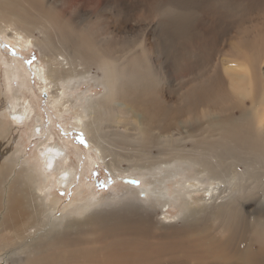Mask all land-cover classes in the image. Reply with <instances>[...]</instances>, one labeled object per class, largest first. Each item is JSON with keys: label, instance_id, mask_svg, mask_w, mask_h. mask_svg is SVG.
I'll list each match as a JSON object with an SVG mask.
<instances>
[{"label": "bare ground", "instance_id": "6f19581e", "mask_svg": "<svg viewBox=\"0 0 264 264\" xmlns=\"http://www.w3.org/2000/svg\"><path fill=\"white\" fill-rule=\"evenodd\" d=\"M25 1L30 9L24 4V0H0V31L7 29L11 38L23 40V44H14L21 50L31 45L42 47L44 64L40 60L33 68L44 88L52 95L53 104L61 107L63 103L58 95L59 83L70 82L62 78V74H56L61 72L76 77L78 66L73 58H67V62L64 58L58 59L60 55L57 54V48L61 44H58L57 38L51 32L57 26V21L50 12L52 7L45 0H40L41 4L35 0ZM233 1L235 0H196L183 10H177L171 3L161 5L158 14L165 37L175 45L178 40L190 45L194 36L204 37L205 15L212 12L210 17L214 19L217 13L214 10L218 6L230 8L232 3L236 5ZM21 8L23 12L20 11ZM37 11L40 16H37ZM190 14L193 16V33L186 29ZM40 27L45 28L48 34L40 39H33L36 30L42 33ZM241 39L242 37L239 40ZM93 44L96 52L102 51L106 59H109L104 50L108 46L106 41L103 46L98 45L96 40ZM130 48H122L124 58L129 55ZM259 51L263 54V59L257 65L260 60ZM1 53L0 59L7 76L5 90L0 86V215H4L0 232L11 235L18 245L23 244V249L15 253L14 258L17 261L14 264H48L44 261L47 248L65 241L71 244L76 235L82 236L80 245L83 248L77 254L66 255L56 264H264V222L260 220L259 212L247 211L243 207L237 212L233 209V204L240 195L243 198L244 193H248L253 201H258L264 207V196L260 200L256 199L259 193L264 192V175L260 171V166L264 167V160L261 158L264 155V145L262 147L257 140L253 128H246L244 124L247 122L250 127L258 124L264 128V108L257 112V107L261 104L264 106V101L257 103L253 113L243 110L244 113L234 115L235 110H231L232 115L220 114V117L219 114L208 113L205 109L211 107L208 103L210 104L212 90V63L204 66L209 71L206 85L202 86L203 82H199V88L187 85V91L181 97H178L176 89H172L168 94V101L159 94V73L155 70V80H128L122 88L119 87L117 75L114 78L105 76V99H90L88 120L81 117L77 120L78 127L87 131L93 142V132L98 133L100 127L113 128L112 118H102L104 109H109L112 113L121 114L116 129L122 135H132L130 143H138L134 150L139 153L130 154L134 156V160L130 162L133 167L145 165L143 170L149 172V164L169 166L175 160L186 166L184 172L198 180L195 184L188 182L190 190L197 192L204 188L203 184L210 182L224 183L227 186L226 190L220 192L222 197L215 198L223 201L220 203L212 198L208 201L204 197L203 207L193 208L191 199L187 197V211L181 218L182 225L173 230L160 226L156 232L159 236L157 240L150 242L149 249L143 250L149 239L148 229L143 222L146 214L152 210L140 208L139 199L99 215L91 214L80 222L69 220L70 215H66L48 230L53 209L57 204L52 197L53 189L63 190L73 181L74 172L69 168L65 169L70 156L66 152V146L57 144L51 133L45 143L38 147L39 165L30 164L29 168L25 166V147L18 143L16 132L28 123L32 124L30 136L33 138L41 136L45 131L42 126L33 127V121L39 122V119L26 97L27 74L19 66L8 65ZM252 53L251 62L241 63V68L244 69L241 77L249 79V83L257 82V91L264 96V44H254ZM87 59L92 60L94 57ZM252 65L251 70L246 69ZM176 76L180 79L188 76L200 78L190 65H184ZM95 84L98 85L97 82ZM14 86L21 90L17 92L23 104L20 109H16V101L9 104L6 94V90ZM242 89V86L236 88L231 83V91L236 97L242 95ZM117 90L120 91L119 94L116 93ZM73 102L74 97L69 100L70 104ZM198 104L197 111H202L203 116L196 121L197 111L194 108ZM5 117L11 123L6 124ZM184 118H191L192 121ZM212 134L221 137L212 141ZM239 143L241 146L234 149L233 145ZM211 150L217 157L207 156ZM98 155L102 158L100 149ZM20 156V159L14 161ZM205 159L213 164L206 165ZM218 159H223L218 172L219 178L214 176ZM105 161L110 169L119 167V164ZM13 168L18 170L17 177L11 176ZM10 181L11 185L6 190L4 186ZM208 191L209 189L206 190ZM141 193L146 198L147 189L142 188ZM165 219L167 220L166 217ZM103 228L106 230L102 231ZM198 228L202 229L198 230L199 234L190 235ZM162 238L167 242V250L160 248ZM253 244L258 248L251 247ZM230 249L239 250L241 254L230 256Z\"/></svg>", "mask_w": 264, "mask_h": 264}, {"label": "rangeland", "instance_id": "374dc122", "mask_svg": "<svg viewBox=\"0 0 264 264\" xmlns=\"http://www.w3.org/2000/svg\"><path fill=\"white\" fill-rule=\"evenodd\" d=\"M35 1L41 4L40 0ZM45 1L52 7L51 15L57 21L56 29H52L51 32L57 38L58 44H61L57 48V54L60 55L58 59L64 58L67 62V58H73L78 66L76 77L73 74L61 72L56 74V76L62 74V78L70 82L59 83L58 95L63 105L58 107L57 104H53L52 95L44 88L37 71L33 68L40 60L44 64L43 56H41L42 47L31 45L30 49L21 50L14 44H23L24 41L17 37L11 38L6 29L4 32L0 31V52L8 65L19 66L27 74L26 97L37 115L36 118L39 119V122L33 121V127L39 125L45 131L44 135L33 138L30 136L32 124L28 123L25 127L20 126L22 129L16 132L18 143L25 147L23 156L25 166L29 168L30 164L39 165L37 163L38 147L45 143L51 133L57 144L66 146V152L70 156L65 169L69 168L74 172L73 181L63 190L53 189L52 197L57 204L53 209L48 230L66 215H70L69 220L80 222L91 214L99 215L139 199L140 208L152 210L146 214L143 222L149 232L148 243L143 247V250H147L150 242L156 241L159 237L156 232L159 231L160 226L173 230L178 225H182L181 218L187 211L185 207L187 197L192 201L191 206L197 208L204 204V197L208 201L211 198L215 200L218 196L222 197L220 192L226 190L227 186L224 183L210 182L203 184L202 190L197 192L190 190L188 182L195 184L198 180L184 172L186 166L180 165L175 160H172L171 163L174 164L169 166L149 164L147 165L150 168L149 172L143 170L145 165L133 167L130 162L134 160V156L130 154L139 153H135L134 150L137 149L138 143H130L132 135H122L116 129L119 126L121 114L104 109L102 118H112L113 128L100 127L98 133L93 132L95 142L87 131L78 127L77 120L80 117L88 120L90 99H105L107 95L103 85L105 76L114 78L117 75L119 87L122 88L128 80L146 81L148 78L155 80L156 74L153 72L155 70L159 73V94L168 101V94L172 89H176L178 97H181L186 93L187 85L196 88H199V82H203L202 86L206 85L209 74V71L204 69L206 63H212L213 72L210 77L212 85L210 104L208 103L211 107H206L205 110L208 113L219 114V117L220 114L232 115L231 110H235L234 115L244 113L243 110L253 113L257 103L264 101V96L257 91V82L249 83V79L241 77V72L244 70L241 68V63L252 61L254 44L258 46L264 44V0H235L233 2H236V5L232 3L230 8L218 6L214 10L217 11L214 19L210 17L212 12L205 15L204 37L194 36L190 45L179 40L175 45L165 37L158 9L163 4L171 3L177 10H183L189 8L196 0ZM200 2H208V0H200ZM24 4L30 9V5L28 6L25 0ZM42 9L46 10V8ZM20 11L24 10L21 8ZM37 12V16H40V12ZM188 17L186 29L193 33V16L190 14ZM40 29L42 33L36 30L33 39H40L48 34L45 28L40 27ZM241 37L242 39L239 40ZM95 40L102 46L105 41L108 43L104 50L109 59H106L102 51H95L93 44ZM129 47H131L130 53L124 58L122 48L127 50ZM49 51L51 52L52 49ZM258 53L260 60L257 61V65H260L263 54L260 51ZM241 56L243 58H240ZM87 57H94V59L88 60ZM184 65L192 66L200 78L177 77L176 73H180ZM218 65L219 68L216 69ZM252 67L253 65L246 69L251 70ZM6 76L5 67L0 59V86L3 90L6 87ZM96 82L98 85L95 84ZM231 83L235 84L236 88L241 86L244 88L240 97L232 93ZM18 91L21 90L16 86L6 90L9 104H14L16 101V109H20L23 105ZM116 93L119 94L120 91L117 90ZM73 97L74 102L70 104L69 100ZM198 108L199 104L194 111ZM263 108L262 104L259 105L257 112H261ZM202 116V111H197L195 120L199 121ZM5 120L6 124L11 123L8 117H5ZM184 120L192 121L191 118H184ZM244 124L246 128H253L254 134L258 137L257 140L263 147L264 128L258 124L254 127L247 125V122ZM220 137L212 134L211 140L214 141ZM237 146L241 144L233 145L234 149ZM98 149L102 152V158L98 155ZM207 156L217 157L213 150ZM261 158L264 160V155H261ZM105 160L119 164V167L110 169ZM205 160L206 165L213 164ZM222 161L223 159H218L215 177L219 178L218 172ZM260 171L264 175L263 165L260 166ZM17 174L18 170L13 168L11 176L17 177ZM10 185L11 181L4 186L5 189L7 190ZM140 186L147 189L146 198H143ZM208 189L209 191L206 192ZM263 196L264 192L259 193L256 199L260 200ZM239 197L233 204V209L236 212L241 207L247 211L257 210L260 220L264 222V207H261L258 201H253L248 193H244L243 198L242 195ZM215 201L223 202L221 199ZM208 211L212 212V210ZM3 217L4 215H0V225ZM203 218L205 219L204 210ZM56 228L58 229L59 226ZM198 230L202 229H195L190 235L199 234ZM81 240L82 236L76 235L72 238L71 244L65 241L49 246L44 255V261L48 264H56L68 254L79 253L83 248L80 245ZM251 247L258 248L256 244ZM160 248L168 249L167 242L163 238ZM22 249L23 244L18 245L11 235L7 236L3 234V231L0 232V264H14L17 261L14 258L15 253ZM237 254L241 252L229 250L230 256ZM27 257L29 258V255Z\"/></svg>", "mask_w": 264, "mask_h": 264}]
</instances>
